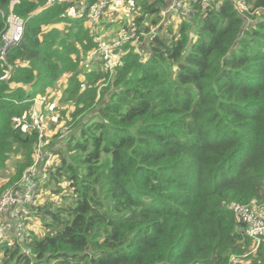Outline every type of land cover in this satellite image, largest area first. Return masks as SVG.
<instances>
[{
    "label": "trees",
    "instance_id": "obj_1",
    "mask_svg": "<svg viewBox=\"0 0 264 264\" xmlns=\"http://www.w3.org/2000/svg\"><path fill=\"white\" fill-rule=\"evenodd\" d=\"M76 1L0 0V46L8 15L25 20L0 59V198L46 138L27 127L33 98L68 74L59 100L72 105V130L41 150L58 158L34 175L44 202L0 241V264H264V236L253 246L230 208L264 202V0H186L173 21L168 0H132L138 38L113 73L84 69L94 0L71 16Z\"/></svg>",
    "mask_w": 264,
    "mask_h": 264
},
{
    "label": "built area",
    "instance_id": "obj_2",
    "mask_svg": "<svg viewBox=\"0 0 264 264\" xmlns=\"http://www.w3.org/2000/svg\"><path fill=\"white\" fill-rule=\"evenodd\" d=\"M59 1H74V0H46L45 6H51ZM88 0H78V10L73 16H78L80 12L84 9L85 3ZM214 0H201L203 8H209ZM238 11H243L248 9V5L244 0H231ZM107 0H94L93 3L88 7L87 15V26L89 27L93 40L96 42V48L89 53V58L96 56L100 70L113 73L114 68L120 63L122 53L117 51L120 45L125 41L136 40L138 38V26L133 19H126V26L123 30L119 31L115 35H107L105 30H100L98 27L101 25L102 16L107 9ZM83 7V8H82ZM177 11L175 6H170L165 10L160 11V15L163 19L167 17L169 13H174ZM190 12L188 5L185 7L183 14L187 15ZM127 17L128 12H125ZM8 27L2 36L3 44L0 46V59H4L7 49H9L13 44L18 42L22 36L25 20L19 15L11 12L7 17ZM153 30V29H152ZM152 30L149 32H141L143 36L150 35ZM89 60V59H88ZM88 66V65H87ZM90 66V65H89ZM41 101V104H45L47 99L45 96H36L33 98L32 108H31V119L33 123L36 124L37 128L40 130V139L46 137L45 140H40L38 144L35 157L38 158L41 152V147L47 145L49 142V135H43L44 128H40L38 121L34 119L35 113L33 111L35 102ZM67 130V127L66 129ZM63 130V131H65ZM42 144V146L40 145ZM45 155L42 154L39 160H43ZM38 159H34V163L28 169V174L26 176V181L23 186L14 191L8 189L6 190L0 198V235L3 234L4 224H3V212L5 209L12 205L10 209L11 218L15 220V224L19 229H23L25 226L23 214L27 210V207L34 203V197L37 188V181L34 179V175L39 169L40 162L36 164ZM46 163H51L50 157H45ZM44 166V164H43ZM38 168V169H37ZM39 173V172H38ZM230 208L235 214V217L239 223L244 224V232L253 238V241L259 243L260 238L264 236V205L263 204H239L232 203ZM257 245V244H256ZM238 259H234L232 264Z\"/></svg>",
    "mask_w": 264,
    "mask_h": 264
},
{
    "label": "rangeland",
    "instance_id": "obj_3",
    "mask_svg": "<svg viewBox=\"0 0 264 264\" xmlns=\"http://www.w3.org/2000/svg\"><path fill=\"white\" fill-rule=\"evenodd\" d=\"M107 1H108L107 11L102 16L101 25H103V23H106V22L107 23H113L115 26L120 25L119 30L116 32V34H118V32L123 30L124 27L126 26V22H127L126 19L127 18L132 19L131 14H130L133 12L132 11V0H129V3H127L126 0H107ZM78 4H79V2H78ZM78 4L76 6H73V8L69 9L68 14L73 16L75 14V12L78 10ZM186 5L187 4H185L181 8L185 9ZM125 12H128L127 17L125 15ZM176 17L177 16H175L172 19V21L175 20ZM85 24L87 26L86 22H85ZM102 28H103V26L99 27L100 30ZM151 30H152V32L150 35H147L146 37L144 36L145 38L150 39V40L153 38V36L156 32L157 26L151 27L150 31ZM131 41H133V40H131ZM131 45H133V46L135 45V48H136L137 42H133ZM88 68H94V66L88 65L84 69H88ZM66 77H67L66 75H63L60 79H58L56 81L57 83L54 86V88L48 90V92L45 96L47 99L45 104H41V101H39L38 103L35 102V104H34V109H33V111L35 113L34 119H36L38 121L40 128H44L43 135H45V136L49 135V138L51 137V135L53 136V134L56 132L63 135V134H66L67 132H70L72 130L71 126L69 124H67V122H66L67 112L64 114L60 112L63 109L70 111V109L72 108L71 104L67 105L64 102L60 103V100H59L61 93H62V91H61L62 87L65 86ZM30 114H31V112L28 113V119L30 120V122L28 121L27 127L29 128V125L31 124V125L35 126L36 129L40 132V130L37 128L36 124L33 123V120L31 119ZM66 127H67V130H65ZM23 128L25 129L26 125H24ZM63 130H65V131H63ZM40 145L42 146V144H40ZM43 146L40 148L42 151L44 150ZM41 156H42V152H40V155L38 156V158L35 157V161H36V159H38L36 164L41 162V160H39ZM50 157H51L52 163L56 162L58 159L57 156H55L51 153H50ZM13 169H14V167L12 166V163L7 162L6 163V169H5V176L12 174ZM2 176L3 175L0 174V180L3 179ZM43 195H44V189L43 188L42 189L36 188V193H35V197H34V204H31L29 206V208H34L35 205L36 206L41 205L45 199V196H43ZM49 196L51 199L55 198V196L52 193H49ZM263 205H264V202H263ZM13 221L15 223V220H13ZM27 222H29L28 219H27ZM25 223H26V221H25ZM26 225L27 224H25V226ZM8 227H10V226H8ZM26 227H25V229H26ZM3 233H5V232L3 231ZM256 244H257V242L253 241V246ZM254 249L255 248H252V250H254Z\"/></svg>",
    "mask_w": 264,
    "mask_h": 264
},
{
    "label": "crops",
    "instance_id": "obj_4",
    "mask_svg": "<svg viewBox=\"0 0 264 264\" xmlns=\"http://www.w3.org/2000/svg\"><path fill=\"white\" fill-rule=\"evenodd\" d=\"M167 7L166 8H169L170 6H175L177 9L181 8L182 6H184L186 4V1L185 0H168L167 2ZM76 5V4H75ZM175 14L176 12H174V14H172V18L175 17ZM169 15H171V13H169ZM111 21V20H110ZM109 23H103V25H99V27H102L103 28L101 29L102 30H105L107 32V35H115L116 32L119 30L120 28V25H117L115 26L113 23H111L109 26ZM98 27V28H99ZM88 59H89V54H88ZM86 60L87 61V64H89V60ZM90 66H91V63H90ZM64 75H68V74H64ZM66 82V80H65ZM45 150V149H44ZM40 167V166H39ZM12 208V205H9L5 211L3 212V224H4V232L3 234L0 235V241L2 239H10V237L12 236H15L17 234V232H21L24 230L25 226L23 229H19L17 227V225L14 223V219L11 218V215H10V209ZM10 226V227H8Z\"/></svg>",
    "mask_w": 264,
    "mask_h": 264
},
{
    "label": "clouds",
    "instance_id": "obj_5",
    "mask_svg": "<svg viewBox=\"0 0 264 264\" xmlns=\"http://www.w3.org/2000/svg\"><path fill=\"white\" fill-rule=\"evenodd\" d=\"M186 6H187V5H186ZM166 9H167V8H166ZM162 10H165V9H162ZM176 13H177V12H176ZM172 14H174V13H171V15H172ZM168 15H169V14H168ZM168 15H167V17H168ZM167 17H166V18H167ZM166 18H165V19H166ZM95 58H96V57H94V59H95ZM92 59H93V58H92ZM87 65H90V64H87ZM87 65H86V66H87ZM91 66H92V64H91ZM98 67H99V65H98ZM50 159H51V158H50Z\"/></svg>",
    "mask_w": 264,
    "mask_h": 264
},
{
    "label": "water",
    "instance_id": "obj_6",
    "mask_svg": "<svg viewBox=\"0 0 264 264\" xmlns=\"http://www.w3.org/2000/svg\"><path fill=\"white\" fill-rule=\"evenodd\" d=\"M167 2H168V1H167ZM167 2H166V4H165L164 6H162V9H166L167 4H168ZM94 57H96V56H93V59H94Z\"/></svg>",
    "mask_w": 264,
    "mask_h": 264
}]
</instances>
